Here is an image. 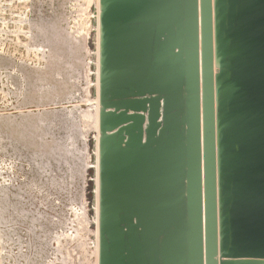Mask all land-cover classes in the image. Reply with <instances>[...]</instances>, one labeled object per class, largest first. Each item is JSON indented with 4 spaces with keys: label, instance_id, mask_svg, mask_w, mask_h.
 I'll return each mask as SVG.
<instances>
[{
    "label": "water",
    "instance_id": "obj_1",
    "mask_svg": "<svg viewBox=\"0 0 264 264\" xmlns=\"http://www.w3.org/2000/svg\"><path fill=\"white\" fill-rule=\"evenodd\" d=\"M97 264H264V0H98Z\"/></svg>",
    "mask_w": 264,
    "mask_h": 264
},
{
    "label": "rangeland",
    "instance_id": "obj_2",
    "mask_svg": "<svg viewBox=\"0 0 264 264\" xmlns=\"http://www.w3.org/2000/svg\"><path fill=\"white\" fill-rule=\"evenodd\" d=\"M97 24L98 0H0V264H97Z\"/></svg>",
    "mask_w": 264,
    "mask_h": 264
},
{
    "label": "bare ground",
    "instance_id": "obj_3",
    "mask_svg": "<svg viewBox=\"0 0 264 264\" xmlns=\"http://www.w3.org/2000/svg\"><path fill=\"white\" fill-rule=\"evenodd\" d=\"M44 23H46V22H44ZM41 24H42V22H41ZM42 25H43V24H42ZM47 25H48V24H47ZM43 26H45V25H43ZM48 27H49V26H48ZM40 28H41V27H40ZM44 28H45V27H44ZM41 29H42V28H41ZM49 29H50V28H49ZM46 30H48V29L46 28ZM46 30H45V33H48V32H46ZM43 31H44V30H43ZM47 35H48V34H47ZM58 36H59V35H58ZM61 37H62V36H61ZM50 39H51V38H50ZM50 39H49V40H50ZM58 39H59V38H58ZM60 39H62V38H60ZM53 40H54V39H53ZM56 40H57V39H56ZM56 40H55V41H56ZM59 41H60V40H59ZM62 41H64V40H62ZM62 41H61V42H62ZM49 42L51 43L52 41L50 40ZM64 42H65V41H64ZM64 42H63V43H64ZM52 43L54 44V41H53ZM59 43H60V42H59ZM63 43H62V44H63ZM55 44H56V42H55ZM57 44H58V43H57ZM62 44L60 43V45H62ZM64 44H65V43H64ZM64 44H63V45H64ZM50 45H51V44H50ZM51 46H52V45H51ZM60 47L63 48L64 46H60ZM49 48H50V47H49ZM51 49H52V48H51ZM57 49H58V48H57ZM60 49H61V48H60ZM60 49H59V50H60ZM64 49H65V47H64ZM66 49H67V48H66ZM52 50H53V49H52ZM56 51H57V50H56ZM60 52H61V51H60ZM40 121H41V120H40ZM45 121H46V120H45ZM48 122H49V121H48ZM18 123H19V122H18ZM40 123L42 124V121H41ZM12 124H13V123H12ZM20 124H22V123H20ZM24 124H25V123H24ZM33 124H34V123H33ZM51 124H52V123H51ZM59 124H60V123H59ZM1 125H2V123H1ZM30 125H31V123H30ZM2 126H4V125H2ZM19 126H20V125H19ZM19 126H18V127H19ZM23 126H24V125H23ZM46 126H48V125H46ZM5 127H6V126H5ZM26 127H27V126H26ZM32 127H33V125H32ZM3 128H4V127H3ZM6 128H7V127H6ZM10 128H11V127H10ZM20 128H21V127H20ZM22 128H23V127H22ZM27 128H28V127H27ZM46 128H47V127H46ZM59 128H60V127H59ZM62 128H63V126H62ZM62 128H61V129H62ZM15 129H16V127H15ZM30 129H31V128H30ZM32 129H33V128H32ZM34 129H35V127H34ZM47 129H48V128H47ZM11 130H14V128L11 129ZM63 130H64V129H63ZM0 131H1V130H0ZM5 131H6V130H5ZM15 131H16V130H15ZM18 131H19V130H18ZM35 131H37V130L35 129ZM40 131H41V129H40ZM48 131H49V129H48ZM20 132H21V131H20ZM27 132H29L28 129H27ZM38 132H39V131H38ZM42 132H43V131H42ZM50 132H51V130H50ZM59 132H60V131H59ZM35 133H36V132H35ZM40 133H41V132H40ZM40 133H39V134H40ZM47 133H48V132H47ZM47 133H46V134H47ZM10 134H11V133H10ZM15 134H16V133H15ZM33 135H34V133H33ZM36 135H37V133H36ZM36 135H35V137H38V136H36ZM41 135L43 136L42 133H41ZM63 135H64V134H63ZM63 135H62V137H63ZM10 136H13V135H10ZM15 136H16V135H15ZM30 136H31V135H30ZM30 136H29V137H30ZM51 136H52V135H51ZM54 136H55V135H54ZM6 137H8V136L6 135ZM19 137H20V136H19ZM19 137H18V138H19ZM26 137H27V136H26ZM29 137H28V138H29ZM52 137H53V136H52ZM56 137H57V136H56ZM56 137H55V138H56ZM1 138H2V137H1ZM12 138H13V137H12ZM22 138H23V137H22ZM22 138H21V139H22ZM31 138H32V137H31ZM40 138H41V137H40ZM50 138H51V137H50ZM59 138H60V137H59ZM10 139H11V138H10ZM24 139H25V138H24ZM36 139H37V138H36ZM62 139H63V138H62ZM62 139H60V140H62ZM34 140H35V139H34ZM38 140H39V138H38ZM54 140H55V139H54ZM57 140H58V139H57ZM58 141H59V140H58ZM58 141H57V142H58ZM62 141H63V140H62ZM14 142H16V141L14 140ZM44 142H45V141H44ZM46 142H47V141H46ZM17 143H18V141H17ZM49 143H53V141H52V142H49ZM60 143H61V142H60ZM60 143H59V144H60ZM18 144H19V143H18ZM39 144H40V143H39ZM55 144H56V143H55ZM35 145H37V144H35ZM40 146H41V144H40ZM46 146H50V145H46ZM46 146H45V149H46ZM56 146L58 147V145H56ZM56 146H55V147H56ZM24 147H25V146H24ZM24 147H22V148H24ZM26 147H27V146H26ZM28 147H29V146H28ZM31 147H32V146H31ZM55 147H54V148H55ZM59 147H61V146H59ZM64 147H65V146H64ZM64 147H63V149H64ZM6 148H7V147H6ZM15 148H16V147H15ZM35 148H36V147H35ZM50 148H51V147H50ZM50 148H49V149H50ZM73 148H74V146H73ZM36 149H37V148H36ZM45 149H44V150H45ZM57 149H58V148H57ZM59 149H60V148H59ZM44 150H43V152H44ZM55 150H56V149H55ZM26 151H27V150H26ZM36 151H37V150H36ZM36 151H33L32 153H34V152H36ZM45 151H46V150H45ZM48 151H49V150H48ZM53 151H54V149H53ZM56 151H58V150H56ZM17 152H18V151H17ZM17 152H15V153H17ZM50 152H52V151L50 150ZM37 153H38V151H37ZM40 153H41V150H40ZM46 153H47V152H46ZM55 153H56V152H55ZM60 153H62V152L60 151ZM30 154H31V153H30ZM52 154H53V153H52ZM14 155H16V154H14ZM34 155H35V154H34ZM34 155H33V156H34ZM40 155H41V154H40ZM43 155H44V154H43ZM47 155H48V153H47ZM60 155H61V154H60ZM8 156H9V155H8ZM19 156H21V155H19ZM35 156H37V155H35ZM35 156H34V157H35ZM38 156H39V155H38ZM44 156H45V155H44ZM49 156H50V154H49ZM49 156H46V157H49ZM52 156H54V155H51L50 157H52ZM58 156H59V155H58ZM12 157H13V156H12ZM40 157H41V156H40ZM55 157H57V155H56ZM55 157H54V158H55ZM61 157H63V156L61 155ZM61 157H59V158H61ZM32 158H33V157H32ZM36 158H37V157H36ZM42 159H43V158H42ZM49 159H50V158H49ZM49 159H48V161H49ZM57 159H58V158H57ZM32 160H33V159H32ZM63 160H64V158H63ZM30 161H31V159H30ZM42 161H43V160H42ZM44 161H45V159H44ZM59 161H60V160H59ZM66 161H67V160H66ZM66 161H63V162L65 163ZM40 162H41V161H40ZM67 162H68V161H67ZM67 162H66V163H67ZM34 163H35V161H34ZM42 163H43V162H42ZM44 163H45V162H44ZM47 163H48V162H47ZM47 163H45V164H47ZM55 163H58V161L55 162ZM59 163H61V162H59ZM71 163H72V165H73V162H72V161H71ZM31 164H32V163H31ZM39 164H40V163H39ZM39 164H37V162H36V165L39 166ZM49 164H50V163H49ZM62 164H63V163H62ZM67 164H68V163H67ZM58 165H60V164H58ZM58 165H56V166H58ZM43 166H44V165H43ZM49 166H50V165H49ZM63 166H66V164L63 165ZM47 167H48V166H47ZM72 167H73V166H72ZM39 168H40V167H39ZM60 168H61V167H60ZM74 168H76V167H74ZM45 169H46V168H45ZM55 169L57 170L58 168L56 167ZM66 169H67V168H66ZM77 169H78V168H77ZM41 170H43V168H41ZM59 170H60V169H59ZM59 170H58V171H59ZM62 170H63V169H62ZM70 170H71V167H70ZM74 170H75V169H74ZM38 171H39V170H38ZM49 171H51V170H49ZM39 172H40V171H39ZM44 172H45V171H44ZM44 172H43V173H44ZM51 172H53V171H51ZM67 172H68V171H67ZM72 172H76V171H72ZM33 173H34V172H33ZM33 173H32V174H33ZM61 173H62V172H61ZM35 174H36V173H35ZM52 174H53V173H52ZM66 174H67V173H66ZM78 174H79V172H78ZM38 175H39V173H38ZM48 175H49V174H48ZM48 175H47V176H48ZM41 176H42V175H41ZM71 176H72V174H71ZM73 176H74V175H73ZM62 177H63V175H62ZM69 177H70V176H69ZM76 177H77V176H76ZM51 179H53V178H51ZM51 179H49V180H51ZM54 179H55V178H54ZM58 179H59V178H58ZM68 179H69V178H68ZM60 180H61V179H60ZM45 181H46V180H45ZM55 181H56V180H55ZM55 181H54V183H55ZM61 181H62V180H61ZM69 181H70V180H69ZM71 181H72V180H71ZM73 181H74V180H73ZM76 181H77V180H76ZM41 182H42V181H41ZM65 182H66V180H65ZM39 183H40V181H39ZM71 183H72V182H71ZM77 183H78V182H77ZM43 184H44V183H43ZM54 185H55V184H54ZM60 185H61V184H60ZM62 185H63V184H62ZM77 185H79V184H77ZM49 186H51V185H49ZM68 186H69V185H68ZM72 186H73V184H72ZM51 187H52V186H51ZM70 187H71V185H70ZM59 188H60V187H59ZM24 189H25V188H24ZM61 189H62V187H61ZM63 190H65V189H63ZM21 192H22V191H21ZM21 192H20V193H21ZM56 192H57V190H56ZM16 193H17V192H16ZM22 193H23V192H22ZM1 195H2V194H1ZM27 195H28V194H27ZM58 195H59V194H58ZM6 196H7V195H6ZM7 197H8V196H7ZM13 197H14V196H13ZM17 197H18V196H17ZM3 198H4V197H3ZM18 198H19V197H18ZM27 198H28V197H27ZM7 199H8V198H7ZM27 200H28V199H27ZM27 200H26V201H27ZM2 201H3V200H2ZM1 203H2V202H1ZM6 203H7V202H6ZM18 203H19V202H18ZM1 205H2V204H1ZM14 206H15V205H14ZM1 207H2V206H1ZM1 207H0V208H1ZM23 207H24V206H23ZM29 207H30V206H29ZM4 209H5V206H4ZM11 209H12V208H11ZM13 209H14V208H13ZM6 210H7V209H6ZM6 210H4V211H6ZM22 210H24V209H22ZM2 211H3V210H2ZM7 211H8V210H7ZM20 211H21V210H20ZM27 212H28V210H27ZM24 213H25V212H24ZM29 213H31V212H28V215H29ZM2 214H3V213H2ZM30 215H31V214H30ZM38 215H39V214H38ZM25 217H26V215H25ZM31 217H32V216H31ZM37 217H38V216H37ZM7 218H8V217H7ZM17 218H18V216H17ZM21 218H22V217H21ZM35 218H36V217H35ZM5 219H6V218H5ZM18 219H19V218H18ZM22 219H23V218H22ZM26 219H28V218H26ZM30 219H32V218H30ZM3 220H4V219H3ZM14 220H15V219H14ZM14 220H13V221H14ZM35 220H36V219H35ZM35 220H34V221H35ZM7 221H8V220H7ZM13 221H12L11 223H13ZM32 221H33V220H32ZM21 222H22V221H21ZM22 223H23V222H22ZM8 224H9V223H8ZM4 225H5V224H4ZM41 226H42V225H41ZM12 227H13V226H12ZM5 229H6V228H5ZM11 229H12V228H11ZM3 230H4V229H3ZM15 231H16V230H15ZM44 232H45V231H44ZM14 233H15V232H14ZM31 233H32V232H31ZM41 234H42V233H41ZM43 235H44V234H43ZM45 235H46V234H45ZM32 242H33V241H32ZM28 244H29V241H28ZM33 248H34V247H33Z\"/></svg>",
    "mask_w": 264,
    "mask_h": 264
}]
</instances>
